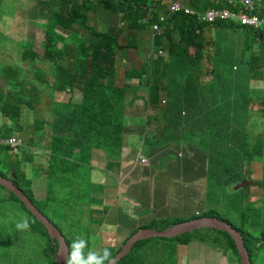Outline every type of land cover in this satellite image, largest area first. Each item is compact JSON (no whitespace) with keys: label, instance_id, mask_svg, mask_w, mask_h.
I'll return each instance as SVG.
<instances>
[{"label":"rangeland","instance_id":"rangeland-1","mask_svg":"<svg viewBox=\"0 0 264 264\" xmlns=\"http://www.w3.org/2000/svg\"><path fill=\"white\" fill-rule=\"evenodd\" d=\"M23 1H26L27 5L20 7ZM23 1L0 0V66L6 67L9 72L7 82L0 76V81H3L0 83V102H6L12 107L20 106L21 101H25L24 92L30 93L35 101L32 103L34 107L24 106L21 109L19 118L0 116V124H5L11 129L5 130L7 131L6 135L0 137V144L7 145L10 151L9 154L0 153V163L5 170H15L16 164L10 162L9 158H15L11 152L19 146L18 151L25 162L19 165L18 170L24 171L26 176L23 177L18 173L23 179L27 178L31 181L36 198L39 200L45 198L47 179L53 188L62 189L61 195L53 193V189H51L46 201L39 202V204L42 211L58 224L57 227L60 228L64 236H69L68 232L72 221L75 223V227L72 228L75 232L74 238L76 236L88 238L89 247H91V237L95 236L97 237V247H107L113 253V250H121L124 239L135 228H138L139 224L157 220V224L164 225L166 222L162 221H174L176 218L187 219L193 216H190L193 210L199 208V210L206 211L211 205L223 213L233 210V206L226 204L232 191H238V194L242 196L243 206L239 215L229 216V218L243 228L248 226L252 220L263 222L261 230H264V209L263 213L261 212L264 203L258 204L256 201L255 204L249 203V208L244 206L249 202V199L252 200L253 196H260L256 191L264 193V143L262 147L254 149L252 157L243 156L240 151L243 143L240 144L237 147L238 152L232 157L226 158L227 164L234 161L231 166L237 174L236 177L243 175L237 181L238 186L235 188L236 185H234L231 189L224 190L219 184L221 178L213 176L215 192H209L206 187V174H208L209 166L206 167V159L199 160L198 153L189 145L195 136L190 137L191 135L188 133L189 137L180 138L169 132L171 138L156 139V136L159 138L162 135L166 119L171 115L164 112L167 99H170L171 96L170 92L172 90L174 96H177L176 89L179 88L178 83L184 75V82L189 86L194 85L198 80L208 86L214 85L215 82V85L223 83L228 85V81L218 77L224 74L227 69L229 70V67L236 66L243 76L241 77L235 70H232L230 75L238 77L239 81L244 83L242 94H246L247 83H250L252 88L253 83L257 80L262 84L260 92L264 91V54L262 46L256 40L262 38L261 32L264 30L250 28L255 34H244L245 32L240 29L205 26L204 44L209 43V45L202 50L201 53L204 57L200 61L195 60L197 46L188 47L181 41L177 42L179 45L168 42L169 39L180 40L179 34L171 29L172 23L164 24L162 35L152 36L151 19L156 15V9L153 12L139 11L135 18L132 14L130 18H127L125 13L101 7H98L96 11L88 12L87 23L94 26L93 40L98 39L99 35L118 36V40L115 42L117 73H120L124 66L132 64L139 69L143 65V72L137 76L138 78H133L134 85H139V82L149 77L153 63L151 61L160 56L158 51L162 45L166 48L163 57L164 69L162 71L164 74L152 75L153 80L160 85L155 98V103L159 107L156 120H148L155 114L152 107L142 115L136 113L133 117L125 120L128 132L122 138L120 158H107L101 144L97 141L93 142L95 149L92 160V165L95 167L93 174L97 173L95 181L98 185L92 189L95 192V200L93 199L94 202H91V206L88 207V205H83V200H79L81 190H84L86 186L82 185L77 178L74 180L80 185L77 196L69 195L68 197L65 194L67 183L59 174L53 179L46 178L47 163L45 162L46 155L43 152L48 151L45 135H49L51 132L47 125L44 130L35 132L38 121L40 120L39 123H41L43 120L45 122L50 120L52 112L56 114V117H51L49 123L51 126L56 123V118L61 114L72 111L73 108L67 107V105L79 103L83 91L87 95L84 102L90 97L92 81L84 83V74L93 71L89 66L91 55L87 48L76 51L75 47L80 44V41L70 34L74 29L79 30V33L87 31L79 25L67 26L52 18L56 13H66L67 6L70 5L67 0H59L58 3L53 0H43L50 4L49 8L44 10L45 5L41 4L42 0ZM135 1L138 4H143L151 0ZM162 1L165 4H161ZM162 1H160L161 9L163 6L167 9L170 0ZM32 5H35L33 10L31 9ZM52 30L53 33L63 35L67 39V45L63 43L60 46V53L56 55H54L55 47L52 35L47 34ZM219 35H225V39L221 40V42L224 41L221 47H215L214 41ZM239 35L241 40L237 38ZM152 38H154L153 42ZM50 39L52 43L48 45ZM93 40L89 43L93 44ZM103 41L107 42L108 40L104 37ZM98 42L101 43V40ZM240 53V58L236 59ZM85 64L87 66L84 68ZM39 68L45 71L47 77L37 78L36 69ZM69 69L74 74L72 80L61 78L62 70L65 72ZM207 74L209 78L205 77ZM161 76L163 78L160 80ZM90 78L88 77V79ZM204 78L205 80H203ZM13 89L16 90L15 96L10 93ZM35 89H39V91L35 92ZM143 92L141 90L138 94L146 99L147 94ZM259 98L253 96L250 107L251 109L257 107L264 114V100ZM227 101L229 106H232L234 97H229ZM199 103L202 106H209L211 111L214 110L212 100L201 98ZM135 106L144 110L143 99H137ZM232 108L235 109L237 106L233 105ZM216 111L219 112V110ZM204 112V108L199 111V113ZM227 112L233 113V110L229 108ZM210 115L212 119H220L216 112ZM244 121H246L247 127L254 124L258 129L251 134V144H256L259 138L264 140V116L259 117L256 113H251L250 116L246 114ZM18 127H21V130H18ZM154 129L155 135L149 133ZM171 130L174 131L175 128L171 127ZM175 132L177 133V130ZM13 137L17 140L15 145L9 141ZM198 148L207 151L206 144L198 145ZM151 149L154 158L149 154ZM28 156L33 158L32 166L27 162ZM143 157L147 158L146 162L141 161ZM212 160L219 159L215 156L212 157ZM125 161L129 163L123 164ZM98 172L103 175H98ZM77 177L81 180L84 179L80 176ZM173 178H175L174 183L168 184L166 187L165 182H169ZM155 182L163 184V190L167 191V194L163 195L165 205L160 207L156 203L151 204L153 202L151 196L143 197V193H147ZM244 190H246L245 195L241 192ZM139 196L141 199L134 198ZM143 199L148 201L145 206L140 205ZM86 202H89V195H87ZM57 205H60L61 209ZM63 209L64 212H62ZM73 210H77V212L72 214ZM90 211H93L91 215H89ZM22 215H27L30 221H34L30 230L23 232L18 231L15 227ZM123 221H125V225L121 226L120 223ZM178 223L180 222L166 229ZM44 231L46 230L31 217L21 202L12 198L8 191L0 187V264H50V255L47 253L50 238ZM259 233L254 232V235ZM228 241L227 236L221 230L197 228L192 230V237L187 244L178 243L175 245L171 242H160L157 255L160 259L171 261V264H176L174 258L177 260V264H229L227 253L231 247ZM146 249L147 256L151 255L152 249ZM147 256L146 254L142 255L144 263H146ZM138 260H140L139 254ZM254 264H264V250L259 256H254Z\"/></svg>","mask_w":264,"mask_h":264},{"label":"trees","instance_id":"trees-1","mask_svg":"<svg viewBox=\"0 0 264 264\" xmlns=\"http://www.w3.org/2000/svg\"><path fill=\"white\" fill-rule=\"evenodd\" d=\"M23 1V0H22ZM56 3L59 0H53ZM69 1L68 10L65 14L62 12L56 13L53 19L59 23H64L67 26L73 27L74 24L79 25L86 29L87 32L79 33V30L74 29L71 31V35L80 41V44L75 47V50L87 48L88 53L91 55L89 61V66L93 69L88 74H84V83L92 81V87L90 90V97L87 101V95L82 93V98L79 103H69L67 107L73 108L69 113L61 114L60 117L56 118V123L51 126V117H56V114L52 112L50 114V120L42 121L35 126L36 130H44L45 126H49L50 132L49 135H45L48 151L43 154L46 155L45 162L47 167L45 168L46 178H54L59 174L61 178L67 183V189L65 194L68 197L69 195L77 196V190L80 188L78 183H75L74 180L77 178L82 185H85L86 188L81 190L79 195V200H83V205L85 204L91 206V202H94L95 197L93 192L94 181H93V170H95L94 165H92L94 148L93 142L97 141L103 147V150L106 152L107 158H120L122 154V138L126 132H128L127 125L125 120L127 117H133L136 113L142 115L146 110L152 107L155 111V114L148 118L150 121L156 120V115L159 111L157 103H155L156 95L160 89L157 81L153 80L152 75H162L164 72L160 69L159 62L163 60V57L160 55L156 59H153L149 77L143 79L139 82V85H134L132 83L133 78H138L143 72L142 66L138 69L131 66H124L120 73H117L116 66V41L118 36H109V35H99V38L96 40L92 39L94 26H90L87 23L88 12L96 11L98 7L108 8L114 11H119L125 13L127 18H130V15H133L135 18L139 11H145L139 5H134L135 0H67ZM203 0H191L192 6L195 9L202 10L210 7H221L222 3L212 2L206 0V3H202ZM29 2V1H28ZM41 4H44L45 8H49V3L41 1ZM27 5L26 1H23V4L20 7ZM35 5H32V10ZM31 10V11H32ZM50 18V19H52ZM62 19V21H61ZM156 19V16L153 20ZM172 23L171 29L179 34L180 40L169 39L168 42L171 44L174 43H185L188 47L192 45L197 46L195 49V60H203L202 50L207 45L204 44L205 37L203 31L205 26L215 27H226L230 29H240L246 33H254L250 28L241 25L238 22L228 21V20H217L214 23L208 24L205 22H198L196 17L189 14H184L182 12L176 13L168 17L166 23ZM53 25V24H52ZM54 26V25H53ZM197 29H200V32H197ZM174 32V33H175ZM48 35L54 40V55L59 54L62 44L67 45V39L60 34H55L52 31L47 32ZM255 34V33H254ZM170 36V34H169ZM105 37L108 41H103ZM158 37V36H157ZM260 39H256L263 48L264 54V32H261ZM93 40V44L89 41ZM101 40V43L98 42ZM255 40V41H256ZM52 43L51 39L48 45ZM176 45H179V44ZM215 47L220 46V42H214ZM131 44V43H130ZM134 47V45L131 44ZM221 47V46H220ZM166 49L164 45L160 49ZM56 58V57H55ZM149 60L151 59L148 58ZM53 60V57H52ZM57 60V59H56ZM51 61V57H50ZM55 62V61H54ZM56 63H58L56 61ZM59 64V63H58ZM60 66V64H59ZM87 64L84 65V68ZM70 70V71H69ZM61 73V78L72 80L74 74L72 70L69 69ZM228 70V69H227ZM226 72L222 75H219V79L224 78L228 81V85L223 83L222 85L214 83L210 85L209 89H205L203 86L195 87L196 90L202 95L203 100H212L213 111L210 110L209 106H202L199 101L193 99L186 92V83L184 82L185 75L181 77L180 83H178L179 88L177 90V96H174L173 91L171 90L170 99H167V103L164 107L165 114H171L167 119L165 126L163 127L162 135L156 139L160 138H171V135L175 137L185 138L189 137L184 134L187 129H192V134L190 137L195 136L191 139L189 145L191 149H194L198 155L199 160H204L208 157V177L211 179L213 176H219L224 180V186L231 189L234 185L235 188L238 186L237 181L243 177H236L237 174L234 171V168L231 166V163L234 161H226L228 156H233L238 152L237 147L243 143L241 147V152L244 157H252L256 148L262 147L264 140L259 138L256 141V144H251V132L247 130L245 115L249 114L251 109L250 104L253 101L252 98L255 94H258L259 99L264 100L263 91L260 92V89L257 90V87L251 84H246V94H242L244 83L239 81L238 77H232L230 75L232 70L237 71L243 76V73L238 71L236 66L231 67L229 72ZM37 78L43 79L46 76L44 70L41 68L36 69ZM227 73V74H226ZM8 70L6 67L2 68L0 66V76L7 82ZM87 75V76H86ZM57 76V75H56ZM131 76V77H130ZM209 75H205L208 77ZM0 77V78H1ZM88 77H91L88 79ZM163 76L160 77V80ZM3 81H0L2 83ZM107 83V84H105ZM183 85V87H181ZM145 89L148 93L147 100L144 103V110H141L139 107L135 106V101L139 98L137 92L141 89ZM218 88V89H217ZM39 89H35V92H38ZM216 91V92H215ZM16 90H12L10 93L15 96ZM34 92V90H33ZM234 97L233 105H236L237 108L233 109L232 106H229L227 99L229 97ZM25 101H21V105H14V107L7 105L6 102H0V116H9L10 118H19L21 117V109L24 106L34 107V97L28 92H24ZM153 102V103H152ZM23 105V106H22ZM183 106V107H182ZM205 109L204 113H199L201 109ZM231 108L233 113H228L227 110ZM216 110H219L217 112ZM216 112L219 114L220 119H212L211 113ZM80 113V115H77ZM63 119V120H62ZM62 120V121H61ZM156 123V122H154ZM171 127H174L177 130H171ZM21 130V127L17 128ZM9 129L5 124H0V137L5 136ZM149 133L155 135V129ZM165 135V136H164ZM40 136V135H39ZM40 138H42L40 136ZM155 140V139H154ZM206 144L207 151L198 148V145ZM14 149V148H13ZM154 149V148H153ZM152 150V149H151ZM0 153L9 154V147L5 144H0ZM14 154L15 158L10 157L9 161L15 162V170H5L0 163V174L4 177L12 179L19 187H21L24 192L29 196L32 202L42 211L40 208L39 202H44L47 199L48 194L50 195V190L53 189V193L62 194L61 188H53V185L49 183L47 179L46 186V196L42 199H37L34 191L32 189L31 181L27 178L25 172L18 170L20 164H23L25 161L21 158V154L18 150L11 152ZM150 156H153V150L149 153ZM207 156V157H206ZM217 156L219 160H212V157ZM154 158V157H152ZM27 162L32 166L33 158L32 156L27 157ZM35 163V162H34ZM40 165V162H38ZM21 175H19V173ZM77 176L83 177L84 179H79ZM0 187L8 191L12 198L21 202L23 208L29 212L31 217L40 224L45 230V226L27 209L25 204L10 190L0 184ZM243 195L246 194V190L241 191ZM214 194V193H212ZM87 195H89V202H86ZM94 199V200H93ZM165 200V199H164ZM58 201V200H56ZM256 201L250 200L245 207H248L249 203L255 204ZM262 203H264V193L262 196ZM243 198L238 194V191H232L228 198L227 205L233 206L234 211L240 210L243 206ZM148 204L147 199H143L140 202V205ZM165 205V202H164ZM54 206L55 200H54ZM61 209L60 205H57ZM249 208V207H248ZM264 207H262L261 212L263 213ZM79 210V209H78ZM43 212V211H42ZM64 212V209L62 210ZM77 210H73L72 214H75ZM44 213V212H43ZM93 211L89 212L91 215ZM203 216H212L218 214L216 208L211 205L206 211L203 212ZM45 214V213H44ZM46 215V214H45ZM199 215H194L191 217L196 218ZM219 217L226 218L222 214H218ZM53 221V219L51 218ZM186 219L176 218L174 221H162L166 222L164 225L157 224V220L150 221L148 223L139 224V227H152L157 229H166L171 225L184 221ZM143 221V220H142ZM54 222V221H53ZM55 223V222H54ZM57 226L58 224L55 223ZM263 222L252 220L249 222L248 226L239 227V230L243 233L245 239V245L248 248L250 257L254 261V256L259 254V250H264V230H261V225ZM69 229V236L66 237L67 243L70 245L74 238L75 223L71 221ZM234 225V224H233ZM235 226V225H234ZM59 228V227H58ZM138 228H135L125 239H127L135 232ZM60 229V228H59ZM50 238V243L47 248V253L50 255V264H57L56 257L59 248L58 241L51 237L48 231H44ZM228 238V244L231 247V250L227 253L231 260L236 258L240 259L238 250L236 248L235 241L233 237L226 231H222ZM254 232H260L256 236ZM192 237V232H187L182 235L169 238V237H151L146 239H141L135 242L132 251L129 252L126 256L122 257L116 264H171V261L166 259H160L157 255V251L160 249V242H171L177 245L178 243L187 244ZM174 239V241H171ZM255 245L257 248H255ZM152 249V254L147 256L146 263L143 262V253L142 251L146 249L145 247ZM119 250H113V256ZM138 254L140 260H138ZM138 261V262H137ZM148 261V262H147ZM174 262L177 264V260L174 258ZM239 264H241L239 262Z\"/></svg>","mask_w":264,"mask_h":264},{"label":"water","instance_id":"water-1","mask_svg":"<svg viewBox=\"0 0 264 264\" xmlns=\"http://www.w3.org/2000/svg\"><path fill=\"white\" fill-rule=\"evenodd\" d=\"M0 184L12 191L25 204L27 209L45 226L49 235L58 241L59 248L57 252L56 263L65 264L62 255V245L66 247L68 243L57 225L32 202L24 190L19 187L12 179L4 177L0 174ZM201 227H214L228 232L233 237L238 247L241 264H252L249 251L245 245L243 233L231 223L225 220H220L218 217L210 216H201L184 220L166 230H160L152 227H140L132 234L129 239H127L121 250L116 253V263L122 257L126 256L132 250L135 242L140 239L159 236L176 237Z\"/></svg>","mask_w":264,"mask_h":264},{"label":"built area","instance_id":"built-area-1","mask_svg":"<svg viewBox=\"0 0 264 264\" xmlns=\"http://www.w3.org/2000/svg\"><path fill=\"white\" fill-rule=\"evenodd\" d=\"M216 3H222L221 7H210L207 9L198 10L193 8L190 0H173L169 7L168 14L161 16L163 21L172 14L182 12L184 14L193 15L198 22L208 24L214 23L217 20H228L238 22L249 28L256 30H264V0H210ZM206 3V2H205ZM157 33L162 32L160 23L153 25ZM159 53H163L162 50ZM9 141L16 144L15 138H10ZM143 162L146 157L141 158Z\"/></svg>","mask_w":264,"mask_h":264},{"label":"crops","instance_id":"crops-1","mask_svg":"<svg viewBox=\"0 0 264 264\" xmlns=\"http://www.w3.org/2000/svg\"><path fill=\"white\" fill-rule=\"evenodd\" d=\"M161 4H165L163 1L161 2ZM160 9H161V6H160ZM168 10V7H167V9H165V6H163L162 7V9H161V11H163V12H165V11H167ZM198 31L197 32H200V29H197ZM152 36H154L153 34H152ZM225 39V35H219V36H217V38L215 39V41L216 42H220V46H222L223 45V42H221V40L222 39ZM237 38L239 39V40H241L242 38H241V36L239 35V36H237ZM206 39V38H205ZM154 41V38H152V42ZM214 41V42H215ZM215 44V43H214ZM219 46V47H220ZM196 49V48H195ZM160 50H163V53L162 54H159V55H161L162 57H164L165 56V49H160L159 48V51ZM158 51V52H159ZM233 53V52H232ZM195 54H196V52H195ZM152 56V55H151ZM240 56H241V53L236 57V59H239L240 58ZM203 57H204V55H203ZM159 66H160V69L161 70H163L164 69V61L162 60V61H160L159 62ZM231 69V67H229V70ZM229 70H228V72H229ZM208 78H209V76H208ZM136 79V78H135ZM203 80H205V78L203 79ZM253 85L254 86H256L257 87V90L258 89H261V82L260 81H255V83H253ZM199 86H203L205 89H209V86L208 85H203V83L200 81V80H198L194 85H191V86H189L187 83H186V92L193 98V99H195V100H197V101H199V99H201L202 98V95L196 90V88L195 87H199ZM181 87H183V85H181ZM144 91L143 93H146L147 94V97H148V93H147V91L145 90V89H143V88H141L139 91ZM138 91V92H139ZM138 92H137V94H138ZM216 92V91H215ZM263 94H264V91H263ZM139 95V94H138ZM254 97H258V94L256 93L255 94V96ZM139 98H141V99H143V104L145 103V101L147 100V98L146 99H144V97H140V95H139ZM138 98V99H139ZM136 102V101H135ZM251 113H256L259 117H263L264 116V114H263V111L261 110V109H259V108H257V107H254L253 109H250V111H249V114L247 115V116H250L251 115ZM127 118H130V117H127ZM247 130L249 131V132H251V134L253 133V132H256V131H258V129L256 128V125H250L249 127H247ZM192 129H187L186 131H185V133L184 134H186V135H188V133L190 134V135H193L192 133ZM140 156V155H139ZM207 157V156H206ZM146 162V161H145ZM129 162L128 161H125L123 164H128ZM198 163V162H197ZM208 166V157L206 158V167ZM94 171V170H93ZM203 171V170H202ZM97 173H95V174H93V181H94V186L95 185H98L97 183H96V181H95V175H96ZM204 174H206L205 172H204ZM98 175H103V174H101V173H99L98 172ZM206 176H207V183H206V187H207V190L209 191V192H215V185H214V183L212 182V179L210 178V177H208V174H206ZM145 177H147V176H145ZM174 181H175V178H173V179H171V180H169V182H165L166 183V187L168 186V184H173L174 183ZM219 184H220V186L225 190L226 188H228V187H225L224 186V180H223V178H221L220 180H219ZM161 183H163V181H161ZM161 183H157V182H155L151 187H150V189H149V191H147V193H143V197L145 196L146 198H148L149 196H151L152 197V201L153 202H151V204H153V203H156V205L157 206H163L164 205V198H163V195L164 194H167V191H164L163 190V184H161ZM158 184V185H157ZM146 185V184H145ZM256 192H258L259 194H260V196L259 197H255V196H253L252 197V200L253 201H257L258 202V204L261 202V200H262V196H263V192H261V191H256ZM149 193V194H148ZM142 197V198H143ZM134 198H140L141 199V197L139 196V197H134ZM150 203V202H149ZM256 203V202H255ZM216 211L218 212V214H222V215H224L226 218H222V217H219L218 216V214H215V215H212V216H210V217H218L220 220H225V221H227V222H229V223H231L234 227H236V228H238L239 229V227H241L238 223H236L235 221H233L231 218H229V216H237V215H239L240 214V210H237V211H234V210H227V212L225 213H223V212H220L218 209H216ZM204 211H202V210H199V208H197V209H195V210H193V212L190 214V216H194V215H199L198 217H201V216H203L204 215V213H203ZM143 219H145V218H143ZM188 219H191V217L190 218H187L186 220H188ZM132 220H134V219H132ZM135 220H137V219H135ZM134 220V221H135ZM120 225L121 226H124L125 225V221H123V222H121L120 223ZM119 225V226H120ZM201 228H203V227H201ZM205 228H212V230H214V229H217V230H221V229H218V228H214V227H205ZM223 231V230H222ZM236 244V243H235ZM247 247V246H246ZM145 248H149V247H145ZM236 248H237V250H238V247H237V245H236ZM255 248H257V246L255 245ZM248 249V248H247ZM261 251L262 250H259V254L258 255H255V256H259L260 254H261ZM142 253H143V255H145L146 254V256H147V249H144L143 251H142ZM238 254H239V251H238ZM249 255H250V253H249ZM239 256H240V254H239ZM251 258V257H250ZM228 262H230L231 264H239V262H240V259L239 260H237L236 258H234L233 260H231L230 259V257H228ZM229 263V264H230ZM241 263V262H240ZM251 263L252 264H254V261H252V259H251Z\"/></svg>","mask_w":264,"mask_h":264},{"label":"clouds","instance_id":"clouds-1","mask_svg":"<svg viewBox=\"0 0 264 264\" xmlns=\"http://www.w3.org/2000/svg\"><path fill=\"white\" fill-rule=\"evenodd\" d=\"M160 1L162 0H151L150 2L143 4H138L137 2L133 3L134 5L141 6L142 9L145 10V12H150V11L153 12L155 11L154 9H156V15H155L156 19L153 20L155 16L151 19L152 28L153 25L158 22L161 25L162 32L157 33L153 28V35L155 37L163 34L164 24L166 23L168 17L170 16H168L167 19L165 18V20L163 21L160 19V17L168 14L170 4L172 3L173 0H170V3L168 5V10L165 12L161 11L160 9ZM205 2L206 0L202 1V3ZM190 4H192L191 0H190ZM18 147H16L15 150H18ZM32 223H34V221H30L27 215H22L21 218L16 222L15 227L18 231L23 232L30 230ZM96 240L97 237L95 236L91 237V247H89L88 238H85L83 236H76L70 245L68 244L66 247L62 245V255L65 264H116V258L113 256L109 248L103 246L97 247Z\"/></svg>","mask_w":264,"mask_h":264}]
</instances>
